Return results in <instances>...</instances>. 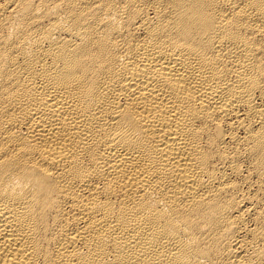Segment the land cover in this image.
I'll list each match as a JSON object with an SVG mask.
<instances>
[{"label": "bare ground", "instance_id": "obj_1", "mask_svg": "<svg viewBox=\"0 0 264 264\" xmlns=\"http://www.w3.org/2000/svg\"><path fill=\"white\" fill-rule=\"evenodd\" d=\"M0 264H264V0H0Z\"/></svg>", "mask_w": 264, "mask_h": 264}]
</instances>
